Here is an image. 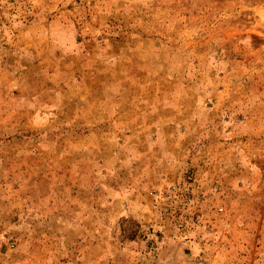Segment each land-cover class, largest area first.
<instances>
[{"label": "rangeland", "instance_id": "374dc122", "mask_svg": "<svg viewBox=\"0 0 264 264\" xmlns=\"http://www.w3.org/2000/svg\"><path fill=\"white\" fill-rule=\"evenodd\" d=\"M0 264H264V0H0Z\"/></svg>", "mask_w": 264, "mask_h": 264}]
</instances>
